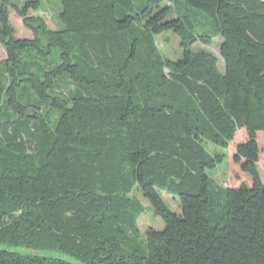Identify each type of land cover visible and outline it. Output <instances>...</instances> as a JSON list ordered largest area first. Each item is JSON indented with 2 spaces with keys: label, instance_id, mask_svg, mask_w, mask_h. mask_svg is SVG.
<instances>
[{
  "label": "trees",
  "instance_id": "1",
  "mask_svg": "<svg viewBox=\"0 0 264 264\" xmlns=\"http://www.w3.org/2000/svg\"><path fill=\"white\" fill-rule=\"evenodd\" d=\"M41 6L0 0V243L32 251L0 264H264V0H59L55 30ZM215 37L223 71L193 49ZM241 129L251 185L223 187L209 170ZM146 207L164 226L143 237Z\"/></svg>",
  "mask_w": 264,
  "mask_h": 264
},
{
  "label": "rangeland",
  "instance_id": "2",
  "mask_svg": "<svg viewBox=\"0 0 264 264\" xmlns=\"http://www.w3.org/2000/svg\"><path fill=\"white\" fill-rule=\"evenodd\" d=\"M23 0H15L17 3H21ZM42 6L40 10L29 9L28 14L32 16L41 17L49 29L55 30L60 27V23L57 18L58 2L59 0H41ZM9 19L12 27L14 28L15 36L18 38H31V31L23 24L22 17H20L13 8L9 9ZM222 39L215 37L210 45L197 43L193 46V49H204L212 53L218 60V67L221 71L224 69V61L220 54V44ZM157 45L164 52L165 55L171 59H176L181 54L178 38L171 32H166L157 37ZM6 58V53L2 45L0 44V60ZM247 139V135L244 129L236 132L233 140L230 141L225 153L226 156L221 163L214 169L209 170L210 176L223 187H238L241 184L251 185V178L240 170L238 164L234 163L233 155L235 147L238 143L244 142ZM257 142L259 146V161L257 163L260 171L262 182L264 183V133L259 131L257 133ZM137 197L141 200L144 206H147V201L136 192ZM163 199L169 205V207L176 213L181 212L179 198L167 192L162 193ZM164 226L160 217H157L151 208L145 209L143 214L138 219V227L142 236L147 228L153 227L155 229H162ZM0 250L16 251L21 253H30L31 250L23 248L21 246L10 245L6 243H0ZM38 254L44 257L66 258L74 264H80L77 260L65 256L57 251H39Z\"/></svg>",
  "mask_w": 264,
  "mask_h": 264
}]
</instances>
